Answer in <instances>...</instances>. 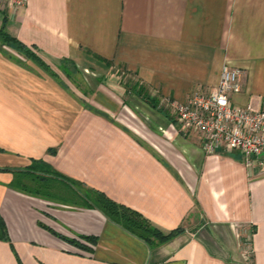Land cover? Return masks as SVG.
Returning <instances> with one entry per match:
<instances>
[{"label":"crops","instance_id":"1","mask_svg":"<svg viewBox=\"0 0 264 264\" xmlns=\"http://www.w3.org/2000/svg\"><path fill=\"white\" fill-rule=\"evenodd\" d=\"M0 29L54 73L0 53V264H264V171L236 151L204 153L201 135L181 131L174 113L89 112L56 68L121 70L150 97L184 103L226 65L243 71L232 104L257 111L264 0H27L0 14ZM33 162L173 234L148 244L77 198L12 187L10 172Z\"/></svg>","mask_w":264,"mask_h":264},{"label":"built area","instance_id":"2","mask_svg":"<svg viewBox=\"0 0 264 264\" xmlns=\"http://www.w3.org/2000/svg\"><path fill=\"white\" fill-rule=\"evenodd\" d=\"M27 0H0V14L11 16ZM243 71L224 65L219 80L208 91L197 89L184 103H172L174 123L181 131H195L202 137L201 150L212 154L221 147L236 151L244 166L264 171V108L251 111L234 106L231 96L241 90ZM244 257L251 251L245 241Z\"/></svg>","mask_w":264,"mask_h":264},{"label":"rangeland","instance_id":"3","mask_svg":"<svg viewBox=\"0 0 264 264\" xmlns=\"http://www.w3.org/2000/svg\"><path fill=\"white\" fill-rule=\"evenodd\" d=\"M2 42V46L8 45L6 41ZM16 51L22 59L11 55L0 46V53L5 60L26 69L29 68L26 63L28 61L48 72V75L51 74L52 69L30 51L22 49H16ZM56 68L68 80L70 89L74 90L71 92L68 88L69 93L76 97L83 108L89 112L107 113L108 105L115 104L118 106V113H173L171 99L161 100L157 96L150 97L148 88L134 82L121 70H113L112 74L101 77L92 70L77 69L70 64L59 65ZM98 95L104 97L105 101H99ZM97 104L100 108L96 107ZM10 173L12 175L10 183L17 187L20 186L21 178L19 177L18 180L14 172Z\"/></svg>","mask_w":264,"mask_h":264},{"label":"trees","instance_id":"4","mask_svg":"<svg viewBox=\"0 0 264 264\" xmlns=\"http://www.w3.org/2000/svg\"><path fill=\"white\" fill-rule=\"evenodd\" d=\"M0 36L3 41L15 49L26 50L15 40L2 33ZM20 186L10 185L23 192L42 196L47 199L69 201L71 197L81 200L83 204L92 207L101 212L108 220L114 222L127 232L133 234L137 238L148 244L161 243L173 234L162 235L156 229H153L136 217L123 211L118 205L110 201L100 193L87 192L85 195L77 193L74 189V183L69 179L54 173L47 165L41 162H33L24 170L14 171ZM73 201V200H70Z\"/></svg>","mask_w":264,"mask_h":264}]
</instances>
